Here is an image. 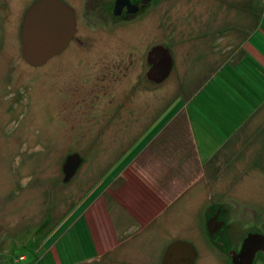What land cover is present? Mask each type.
<instances>
[{"label": "rangeland", "instance_id": "obj_1", "mask_svg": "<svg viewBox=\"0 0 264 264\" xmlns=\"http://www.w3.org/2000/svg\"><path fill=\"white\" fill-rule=\"evenodd\" d=\"M31 1L0 0V254L10 249L13 264H114L108 251L115 245L141 252L137 258L133 256L138 260L156 250L162 257L175 239H191L207 249L201 251L197 264H229L224 245H234L233 229L259 228L264 235V199L242 196L238 188L250 186L257 176L253 169L251 176L243 177L244 171L251 169L247 159L234 158L231 152L221 159V165L222 160L235 159L232 164L237 172L231 170L214 186L211 199L219 205L224 201L223 206L229 209L225 218L233 229L217 233L216 241H211L214 238L204 229L206 202L194 205L188 197L187 187L199 177L201 164L185 119H178L174 126L178 129L174 133L180 130L179 137H170L172 119L141 151L146 134H154L174 113L172 106L185 104L200 88L208 89L209 84L200 85L224 59V51L235 52L232 59L239 54V35L240 39L252 37L257 44L258 35H252L246 21L258 15L262 18L264 0H152L147 11L127 21L112 12H92L91 21L82 20L79 32L86 45L74 43L67 55L54 56L39 66L23 58L19 35L17 41L9 21L13 13L5 11L7 5H16L21 21ZM84 15L81 10L80 16ZM221 22L233 29L215 28L223 26ZM157 43L167 50V64H172L159 83L146 80L140 64L145 49ZM204 50H211L216 58L208 62L210 54L204 55ZM73 52L78 57L72 59ZM110 55L122 58L126 71L108 73L103 65L107 61L102 59ZM193 55L206 56V63L201 67L202 59L197 62ZM97 56L99 65L95 64ZM247 61L254 63L251 58ZM204 94L199 92L198 97ZM255 129L244 137L240 133L228 139L226 148L235 146V152L245 149L244 142L253 136L250 144L257 142L255 148L260 149L264 146V114ZM70 153H78L81 163L72 177L64 180L62 167ZM214 167L209 166L206 172H216ZM115 177L104 197L108 207L115 201L118 208L126 210L127 226L122 230H115L113 222L110 225L109 215L100 213L101 219L96 201H92ZM130 188L141 192V199L127 207L123 197ZM82 212L88 216L100 258L87 259L93 255V246ZM256 258V264L264 263L261 252ZM118 259L122 261L119 264H152L127 263V255L126 260Z\"/></svg>", "mask_w": 264, "mask_h": 264}, {"label": "flooded vegetation", "instance_id": "obj_2", "mask_svg": "<svg viewBox=\"0 0 264 264\" xmlns=\"http://www.w3.org/2000/svg\"><path fill=\"white\" fill-rule=\"evenodd\" d=\"M34 1L35 0L31 1L30 4L23 11L21 21H19L20 20L19 19L20 18V12H19V10H17L16 5H11V6L7 5L5 7V11H8L9 13L10 12L13 13V16H12V14H10L11 18L9 19V21H11L12 26H14V32L16 31V33H14V34H16L15 36H16L17 41H18L17 34L19 35V41L18 42L20 43V50H21V30H22L23 16H24L27 8ZM60 1L65 4L66 9H67V16H68V18L70 20V24H71L70 36L67 39L65 45L59 51L52 53L43 63H45L49 59L53 58L54 56H58V55H61L63 53H64V56L67 55V53H68L67 50L69 48L71 49L72 48L71 45L74 43L76 45H80L81 47L86 45V43L83 41V39L79 36V32H80L82 20H84L86 23H89L91 21L90 18L92 17V12H101V11L112 12V15L122 17V19L124 21H127V20L132 19V17L139 15L141 12L147 11L149 6L152 5V3H151L152 0H111V1L108 0V2L105 4H104L103 0H60ZM81 10H83L85 12V15L82 17L80 16ZM2 12L3 11H1V9H0V13H2ZM7 16L9 17V15H7ZM16 26H19L18 29L16 28ZM166 53H167V50L164 49L163 47H161V44L159 45L158 43L145 49L144 56L141 59L140 64L143 66V68H142L143 71L142 70L141 71H142L146 80H150V81L154 82L155 80L151 76H149L150 73H152L155 68L158 70H160V69L162 70L165 68L164 60L166 59L165 58ZM22 56H23V54H22ZM98 56L96 57V63L95 64L99 65ZM70 57L72 59H74L75 57H78V56L76 53L73 52V53H71ZM23 58H24V56H23ZM102 60H103V62L107 61V62L103 63V65L105 66L104 69H106L108 71V73H111L112 70L113 71H115V70H120V71L125 70L126 71V69L128 68L127 65L123 62L124 60L122 58H114L113 55H110V57H105ZM28 64H30V63H28ZM41 64H38V65L30 64V65L39 66ZM121 65H123V66H121ZM166 66H167V63H166ZM171 66H172V64H170L169 70L171 69ZM96 82H99V81H96ZM159 82H161V81H159ZM159 82L155 81V83H159ZM96 86L99 88L100 87L99 83H96ZM241 139H242L241 141L243 142L244 139L243 138H241ZM252 139L254 140L253 136L248 141V143L244 142V145H246V148L244 147L245 149H242L240 151L235 152L232 149H225L222 151H217L213 155L209 156L206 160H202V161H200V157H199V155H197L199 162L201 164V170L199 172L200 174H199L198 178H196L195 180H193L189 184V186L187 187V192H188V197H190V202L192 204L195 205L197 202H200V203L206 202L205 203L206 205H204L206 208V212L203 213L205 215L204 217H205V227H206L204 229H205L206 234L210 238H214V239H211V241H216L214 236L217 235V233H219V232L225 233V231L229 232L230 229H233V228H230L233 226V224H231L225 218V215H227L229 213V209H228V207L223 206L224 201L220 202V205H219L218 203L214 202L213 198L211 199V193H213V190L216 189L215 188L217 186L216 184H218L221 180H225L226 176L228 175V173L231 170H235L237 172L236 167H235L236 164L235 163L232 164V162L235 159H233V160L231 159L229 161L227 160V162H226V160H222V162L224 161L223 162L224 165H221V159L222 158L225 159L224 155L225 156L228 155L226 153L231 152V153H233L232 155H234L233 156L234 158L239 157L240 159L244 158V159H247L249 161V167L251 169L250 170L246 169L244 171L243 177L251 176L249 172H252L253 169L256 170L254 172V175L256 174L257 176H254L255 178H253L251 180L252 182H251L250 186L248 185L245 187L243 185H241V186L239 185L240 187H238V188H239V191H241L240 194L242 196H245L248 198L252 197L253 200L256 199L257 201H261L262 199H264V146H262L260 149H259V147L255 148V147H257V145H255L257 142L250 144ZM253 153H254V155L252 156ZM250 158H252V159L250 160ZM261 162H262V164H261ZM220 165H221V167H220ZM209 166H211L213 168H215L214 166H216L217 171L216 172L209 171L207 173L206 171L208 169H206V168H208ZM225 169H226V171H225ZM240 176H242V174H239V177ZM234 177H236V176H234ZM234 179H238V177L234 178ZM234 183H236V182H233V184L230 186L234 187L233 186ZM179 197H181V195H179L177 198H179ZM212 202H214L213 203L214 205H212ZM257 203H260V202H257ZM254 209H257V208L254 207ZM194 213H197V212L194 211ZM239 230L241 231L240 233H239ZM239 230H238V232H237V230L235 231V229H233V231H232V235L234 236L233 240H231V243L234 244L232 246L229 245V247H227L226 245H224L222 243L223 240L219 239L220 245H224V249L228 252V255L230 257V259H229L230 263L229 264H234V262H235L234 260H236V264H245L243 257L247 258L246 263H247V261H249L248 264H256V261L258 260V258H256L257 254L259 252L264 254V235H263V232H261V230L259 228H256V229L250 228L247 230H244V228H241ZM202 232L203 231L201 229V233ZM176 240H181V241H185V242L190 243L193 246V250L195 252L193 264L200 263L198 258L201 255V251L207 252L206 251L207 249L200 247V246H203L201 243L198 244L196 241L194 242L191 239H175L174 241H176ZM209 241H210V239H209ZM215 245H216V243H215ZM116 246L117 245L110 248L108 251L112 255V258H110V259H112V263H114V264L122 263V261L119 260L118 258L122 256V258H124V260H126V255H127L128 259L130 258L129 259L130 261L127 263H152V264H154V263H161L162 264L163 263L164 254L161 257L157 250L155 253H152L150 255H148V254L145 255V257L139 256L138 260H136L135 259V258H137L136 256L138 254L140 255L141 252L140 253L135 252V251L133 252V250L131 248H129L128 251H126V248H121V246H118V247H116ZM254 246H255V249L253 250ZM122 249H124V250H122ZM251 249L253 250V254L250 257V260L247 256H242V254L240 255V253L243 250L248 252ZM5 252H6L5 254H0V264H13L12 263V251L9 249V250H5ZM133 256L135 258H133ZM91 258H100V254L98 252H96ZM113 258L117 259V261L115 262ZM82 263H84V262H82ZM261 264H264V263H261Z\"/></svg>", "mask_w": 264, "mask_h": 264}, {"label": "crops", "instance_id": "obj_3", "mask_svg": "<svg viewBox=\"0 0 264 264\" xmlns=\"http://www.w3.org/2000/svg\"><path fill=\"white\" fill-rule=\"evenodd\" d=\"M247 21V25L253 30L252 35H258V45L251 40L252 37L240 39V35L236 32V34L239 35L240 40L238 41L239 54L234 59H232L235 52L230 54L227 51H224V53H226L224 59L218 63L215 69L209 73V76L200 85L204 87L209 84L208 89L205 90L200 88L199 91H195L190 100H188L185 104L181 103L172 106L171 109L174 110V113L169 118H167L162 123V125H159V128L156 129L154 134H146V142L141 151L143 149H147L152 140H155L161 135L160 133L163 131V129L169 125L171 120L181 110L186 113L193 138V144L195 150L198 152L200 161L206 160L209 156L213 155L217 151L234 148L236 149L235 146L226 148L228 139L230 140L240 133H242L240 137H244L257 131L255 129L256 123L261 119L262 114H264V30L261 27H264V13L262 14V18L258 15V18H251V21ZM208 23H210L208 26H213L211 25V21ZM221 23H223V26L219 25L215 26V28L224 27L227 29V32L228 29H233V25L228 26V24L225 22ZM230 45L231 42L228 43L227 46ZM203 53L204 55L207 53L210 54L208 55V62L212 61L213 58H216L215 55L214 57L212 56L211 50H204ZM193 57L197 62L202 59V62L200 63L201 67L206 63V56L193 55ZM250 58L254 60L253 65H249V62L247 61ZM177 60L178 57H176L175 61ZM215 60L217 59H214V61ZM242 64L245 65L244 68ZM239 66L242 67L241 70ZM195 71L198 72L196 69ZM217 76H219V79L212 83L211 80H216ZM222 81H224V84H222ZM216 86L220 88H216ZM199 92H204L205 94L198 97ZM218 94H222L224 97L217 96ZM165 114H167V112ZM158 120L163 121V118H159ZM161 121H159L158 124ZM153 130L154 129L151 128L150 132ZM116 177L112 179V181L108 182V184L102 188V190L95 196V198H93L92 201H96L97 215L101 216L102 214L100 213L107 214V216L109 215L111 217L110 225L111 222H113L115 230H122L123 225L127 226V223L124 224L125 218L126 220L128 218L126 215V210H124L122 207L118 208L115 201L113 202V206L108 207V204L106 203L107 200L104 197L106 188H110L109 186L113 184V181H115ZM137 190L141 191L139 189ZM126 191L128 192L125 193L126 195L123 198H126L125 201H128V203L123 205L129 207L128 204L132 203L133 200L134 203L140 202L141 192H135V189H132L131 191V188ZM129 209L133 213L131 208H128V210ZM84 214L86 213L82 212L81 217L83 218V222L86 225V229L89 234V241L93 246L94 255L96 252H99V248L94 240L88 216ZM101 223L102 222L100 221L98 224L100 225ZM101 226L102 224L100 227ZM102 229L103 228L101 227V230ZM99 237L102 241L103 236L101 237V232ZM114 238L116 239V237ZM54 254L56 256V253ZM91 256L87 257V259L91 258ZM57 260L60 262L59 259Z\"/></svg>", "mask_w": 264, "mask_h": 264}, {"label": "water", "instance_id": "obj_4", "mask_svg": "<svg viewBox=\"0 0 264 264\" xmlns=\"http://www.w3.org/2000/svg\"><path fill=\"white\" fill-rule=\"evenodd\" d=\"M70 30L71 24L64 3L60 0H35L23 16L21 52L25 60L33 65L43 63L52 53L65 45ZM167 62L169 61L166 60L165 63ZM169 67L170 64L162 70L155 68L148 75L155 81L162 80L168 74ZM80 163L81 156L78 153L67 155L62 167L64 180L72 177ZM253 250L248 252L243 250L240 255L247 256L250 260ZM194 257L195 252L190 243L176 240L167 246L162 264H193ZM243 260L248 264L247 258L243 257ZM234 261L236 264V260Z\"/></svg>", "mask_w": 264, "mask_h": 264}, {"label": "trees", "instance_id": "obj_5", "mask_svg": "<svg viewBox=\"0 0 264 264\" xmlns=\"http://www.w3.org/2000/svg\"><path fill=\"white\" fill-rule=\"evenodd\" d=\"M180 118H184L185 119V122H186V126H187V133H188V135H189V140L192 142V145L194 146V144H193V138H192V135H191V131H190V127H189V123H188V119H187V116L183 113V112H180L177 116H175L174 118H173V123L174 124H172V123H170L171 125L168 127L169 128V131H171V135H170V137L172 136V137H174V136H180V130L177 132V134L176 133H174L173 132V130L176 132L178 129H176V127H174L177 123V120L178 119H180ZM171 129V130H170ZM168 133H170V132H168ZM177 139H179V138H177Z\"/></svg>", "mask_w": 264, "mask_h": 264}]
</instances>
